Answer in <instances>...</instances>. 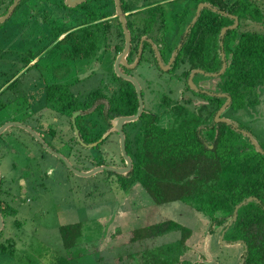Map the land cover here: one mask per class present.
<instances>
[{"label": "trees", "instance_id": "obj_1", "mask_svg": "<svg viewBox=\"0 0 264 264\" xmlns=\"http://www.w3.org/2000/svg\"><path fill=\"white\" fill-rule=\"evenodd\" d=\"M199 2L207 6L201 8L182 38L171 72L181 69L179 76H184L186 90L202 95L216 105L207 116L200 113L203 106L189 108L181 104L153 115L142 113L135 147L126 146L128 151L133 150L129 180L137 182L155 204L180 201L189 205L203 214L211 227H220L219 234L231 220L235 206L249 196L254 197L237 209V216L225 230L223 240L227 243L241 240L246 245L244 250L242 243L241 256H244L245 264H264V153L259 152L243 132L251 135L243 124L214 120V114L226 101V95L230 96L226 109L239 110L260 102L257 88L264 81V32L239 28L244 21L262 22L264 11L257 0H193V11L187 8L183 14L182 29L190 23ZM230 14L237 17L238 24L227 29L221 37V28L234 22ZM94 19L91 15V20ZM106 26H110L108 21ZM127 26L131 27L129 21ZM99 27L91 24L84 28L85 32L72 33L66 48L69 56L97 58L108 49L106 37L100 34ZM47 38L48 43L54 42V31ZM121 49L122 45H116L114 51L118 54ZM222 50L226 67L221 74L210 77L196 73L194 77L216 78L217 92L226 95L211 96L193 90L186 82L190 71L199 68L208 73L218 72L222 66ZM131 54L127 56L128 62ZM35 56L31 53L29 60ZM109 75L118 77L113 70ZM123 85L128 87L122 86L119 94L107 98L105 115L108 118L136 111L133 86L126 80ZM100 95L102 92L96 89L90 92L87 101L75 102L71 109L88 110L85 116L95 124L98 122L95 116L103 107ZM82 117L78 115L76 118L81 139L85 142L96 140L99 133L84 137L80 130ZM257 143L264 149L263 142ZM79 228V223L60 227L66 249L76 245ZM174 231L179 232L177 239L158 242L159 237ZM190 236V228L173 219H165L131 230L129 242H150L138 254L133 253L138 264H203L184 258ZM4 249V243L0 242V250ZM58 264L70 263L63 258Z\"/></svg>", "mask_w": 264, "mask_h": 264}, {"label": "rangeland", "instance_id": "obj_2", "mask_svg": "<svg viewBox=\"0 0 264 264\" xmlns=\"http://www.w3.org/2000/svg\"><path fill=\"white\" fill-rule=\"evenodd\" d=\"M29 1L21 0L12 16L0 23V85L6 80L4 75L6 71L7 76L11 75L12 71L9 66H12L11 64L20 66L22 60L30 59L31 53L36 54L35 60H39L42 65L44 62L59 61L54 51V42L48 43L42 40V32L35 20L31 22L23 20L25 15L22 14L25 12L26 5L33 3ZM126 1V4L135 6V3L141 5L148 0ZM173 1L169 11L171 17L174 16L173 9L183 10L186 6L192 11L194 9L193 0ZM257 1L264 11V0ZM48 11L52 12L48 14V20L53 21L54 10ZM148 13L142 12L133 19L142 23L143 15ZM170 15L167 16L166 29H164L167 40L173 36V23L176 21V17L171 19ZM155 21L150 37L157 43L156 35L159 30L157 32L158 23L157 20ZM112 22L115 23V21ZM109 25L107 37L109 47L98 54L99 57L66 60L69 67L66 77H69L68 81H74L73 90L78 94V100L84 93L98 86L105 74L114 71V60L117 53L114 51L113 43H121V35L113 23ZM17 29L20 31L19 35H16ZM239 30L264 32V18L262 22L244 21ZM180 34V31L178 34L174 32V43L178 41ZM47 44L48 46L44 48L43 45ZM35 74V72L29 73V76ZM132 74L142 89L144 108H147L150 103V107H153L162 90L169 92L170 88L173 90L171 97H178L184 89V76L182 75V79L179 80L176 76L181 74V69L166 73L159 63L157 66L155 63H147L143 60L133 69ZM79 75L86 78L81 80L83 83L77 84L75 79ZM19 76H21L19 82L25 81L24 77L27 74L20 73ZM216 81V78H204L201 79V84L204 88L211 90L215 88ZM19 89H22L21 85ZM153 89L157 90L153 91ZM257 91L260 99L258 105L239 110L227 108L222 111L221 116L234 124L237 122L243 124L249 128L255 141L264 143V81L258 85ZM186 92V96L192 98L194 102H203L202 99L190 95V91ZM8 93L10 91L5 90L1 97H5ZM16 101L20 102V99ZM18 106L19 103L11 105V107ZM211 109L212 106H207L204 114L208 115ZM8 110L0 111V118L4 113L7 115ZM54 128L58 140L65 142L71 138L72 132L69 130L68 117L54 113ZM114 138H111L112 143H105L98 150L87 149L71 141L72 146L69 150L71 159H69L74 166L83 168V170L92 168L98 157L104 158L105 163L120 165L118 159L120 147L119 144L114 145ZM54 148L62 155H67V149L56 142ZM123 179V173L107 170L83 177L68 169L59 158L54 156V191H45V194L39 198L37 205L39 208L34 214L35 220H30L27 213L26 215L22 213L23 218L20 216L19 224L15 227L12 224L6 226L1 232L0 242L4 243L5 249L0 250V264H58V261L63 258H66L70 264H138L137 256H133V253L138 254L141 249L150 245V242L130 243L131 230L165 219H173L191 229L185 259L203 264L240 263L243 253L242 245L237 242L235 244L222 243L219 238L220 227H211L209 220L203 214L180 201L155 204L137 182L129 186L127 184L130 181L126 183L127 181L124 182ZM124 183L126 186H123ZM39 209H42L41 213ZM72 223H79L80 233L76 238V245L66 249L59 229L63 225ZM8 236L10 237L6 241ZM178 236V231L170 232L159 237L158 242H169L177 239Z\"/></svg>", "mask_w": 264, "mask_h": 264}, {"label": "flooded vegetation", "instance_id": "obj_3", "mask_svg": "<svg viewBox=\"0 0 264 264\" xmlns=\"http://www.w3.org/2000/svg\"><path fill=\"white\" fill-rule=\"evenodd\" d=\"M5 1L6 0H0V7L4 5ZM31 1L33 3L28 6L26 5L25 12L22 14L25 15L23 16V20L26 22H31L33 19L35 20V23L39 26L42 32L43 38H41L44 42L48 41L47 37L49 36L50 32L54 31V51L59 57V61L44 62V65H42L39 60H22L20 66L15 64H11L12 66H9L12 71L11 75L7 76V71L4 73L6 80H4L0 85V111L8 110V108H10L11 105H14L15 103H19V106L11 107L8 110L9 112L7 115L2 112L4 114L2 118H0V128H2L0 131V217L2 221L0 234L6 226H10L12 224L15 227L17 224H19L20 216L23 218L22 213H25V215L27 213L30 220H35L34 214L39 208V206H37L39 198L45 194V191H54V156L59 158L54 154V151L59 153V151L54 148L55 142L59 146L67 149V155L64 154L63 157H65V159H67L74 168L80 171H86L91 168L83 170V168H77L72 164L70 161L71 157L69 155V150L72 146L71 141H74L73 143L82 145L87 149L98 150L105 143H112L111 138L115 137L113 139V143L115 146L116 144H119L120 147L119 133L116 129H114L112 121L114 118L122 115H117L112 118H108L105 115L108 110L107 98L110 95L112 96L113 94H119L122 86L128 87L127 85H123L124 80L126 79L120 76L117 78L109 74H105V76H103V79L100 80L98 86L94 87L92 90L94 91L99 89V91H101L103 94L99 97V101L103 103V107L102 110L95 116V119L98 118V122L95 124L90 121L89 116H85L88 110L71 109L75 102L84 103L87 101L88 96L92 91L90 90L89 92L84 93V95L80 97L81 100H78V94H76L73 90L75 85L73 83L74 81H68L69 77H66L69 72V67L67 65L68 62L66 60H70V58H72L69 56L68 51L66 50L68 41L71 38L70 35L74 32H85L84 28L90 27L91 24H97L100 26V34L106 37V41L108 43L107 37L108 30L110 29V27L106 26V21H108L109 24L113 23L115 28L119 29L121 35V43H113V48H115L116 45H122L123 49L124 35L118 16L116 15L114 0H84L81 2H76L72 6L67 5L65 0ZM173 2V0H148L146 3L141 5L135 3V6H130V4H126V0H124V2L120 0V5L126 18V24L128 21L131 24L129 31L131 42L129 53L132 52V56L131 61H127V63L132 64L137 59V62L132 68L125 67V69H121L123 65L120 64V69L122 72L133 76V69H135V67H137L138 64L143 60L147 63H155L158 66V54L162 64L165 66L168 65L166 69H163L162 67L161 69L166 73H173L171 72L172 64L178 49L181 47L182 38L186 35L189 29L188 28L186 30L188 25L181 29L183 14L188 7L186 6L185 9H180L178 11L173 9L174 16L176 17V21L173 23L174 32L175 34H178L180 31L181 34L176 43L173 42V37L175 36L174 32L170 39H166L167 35L164 33V29H166L167 16L170 15L169 11L170 8H172L171 3ZM10 4L7 5L9 6ZM8 6L6 7L5 11L7 10ZM48 10H54L53 21L48 20V14L52 13ZM5 11H3L0 16L4 14ZM145 11L146 13L149 11L150 12L147 15H143L142 23H139L133 19L138 14ZM91 15L95 17L94 20H91ZM173 17H171V19H173ZM155 20H157L158 23L156 27L157 32L159 30V33L156 35L157 43H155L152 37H150V31L154 27V22H156ZM112 21H115V23ZM51 22L52 25L50 26ZM174 52V58L171 62H169ZM175 71L176 70H174V72ZM33 72L36 74L34 76H29V73ZM20 73L27 74V76L24 77L25 81L19 82L21 76L18 77V74ZM176 76H178V80L182 79L179 75ZM194 76L193 83L196 85V89L192 88L193 90L197 91L198 93H206L211 96L219 95L217 92V81L215 83V88L210 90L202 86L201 79L203 78L195 79ZM85 78V76L83 77L79 75L75 79L77 81L75 83H83L81 80H84ZM186 82L188 83V77ZM183 83L184 89L180 92L178 97H171L173 90L169 88V92L162 90L158 94V99L154 103L153 107H150V103L148 104L149 106L147 108H144L143 102V110L141 114L145 113L153 115L163 110L165 111L170 109L176 104H181L186 107L190 106L189 108L203 106V108L200 110V113L203 116H207L204 114L207 106H212L213 109L216 105V102L209 103L208 100L202 95L194 94L190 91V95L203 100L201 103L194 102L192 98L186 96V91L189 90H186L185 88V79ZM20 85L22 88L21 90L19 89ZM132 86L137 99L138 108L137 93L133 84ZM15 89L20 91L17 92ZM5 90H9L10 93L6 94L5 97H1V94ZM155 90L157 89H153V91ZM142 94L143 93L141 89V95ZM18 99H20V102L16 101ZM149 101L151 102V98H149ZM74 112L78 113L76 114L75 121L73 123L72 115ZM54 113L59 116L68 117V126L69 130L72 132V135L71 138L65 142H62L60 139L58 140V137L55 136ZM78 115H83V124H81L80 130H82L83 134L85 135L84 137L89 138L92 135L95 136L99 133L100 136L96 140L85 142L81 139L79 129L76 124V118ZM140 115L137 119L124 122L122 124L125 150L131 160V168L133 150L132 152L128 151L126 146H130L132 148L135 147V142L140 129ZM75 128L77 129V133L81 141L78 139L77 134L75 133ZM59 159L63 162L61 158ZM103 159L104 158L98 157L96 159V164L92 166V168L98 165H113L116 167H124L126 165V161L121 153V150L120 153H118V159L121 163L120 165L105 163ZM130 170L123 173V180L124 182L127 181L126 183L130 181ZM134 183V181H130V183L127 185L130 186ZM34 208L35 210L32 211ZM39 211L41 213L42 209H39ZM10 236L6 237L5 240H8ZM237 241H231L229 243L235 244ZM240 244L242 245V243Z\"/></svg>", "mask_w": 264, "mask_h": 264}, {"label": "water", "instance_id": "obj_4", "mask_svg": "<svg viewBox=\"0 0 264 264\" xmlns=\"http://www.w3.org/2000/svg\"><path fill=\"white\" fill-rule=\"evenodd\" d=\"M81 1H84V0H65L66 4L70 5V6L74 5L76 2H81ZM19 2H20V0H12L11 4L8 6V8L5 11V13L0 16V23L4 22L5 20H7L9 17L12 16L14 9L16 8V6L18 5ZM114 3H115L116 15L118 16L119 22H120L121 27H122V32H123V35H124V47L115 57V60H114V72H115V74L117 76H120V77H122V78H124L126 80H129L134 85L136 93H137V97H138V108H137V110H136V112L134 114L118 116V117L114 118L113 121H112L114 129H116L117 132L119 133L120 150H121V153H122V155H123V157H124V159L126 161V165L124 167H116V166H113V165H98V166H95V167H93V168H91L89 170L80 171V170L74 168L69 163V161L67 159H65V157H63V155H61L60 153L54 151V154L57 155L59 158H61L69 169H71L76 174H78L80 176H84V177L93 175L96 172H99V171H102V170L114 171L116 173H125L128 170H130V168H131V160L128 157V155L126 153V150H125V141H124V134H123V131H122V124L124 122H129V121H133V120L137 119L138 116L141 114V112L143 110V99H142V95H141V88H140V85H139L137 79L134 76L130 75V74L122 72L121 69H120V64H122L125 67L132 68L135 65V63L137 62V59L132 64H128L127 63V55L129 53L130 43H131L130 42V32L128 31V28H127L126 18H125L124 12L122 11V8H121V5H120V0H114ZM205 6H207V4L204 3V2H199L197 4L196 9H195L194 17H193L192 21L188 24L186 30L196 20V18L198 17V15L200 13L201 8L205 7ZM213 9H215V8H213ZM230 16L233 17L234 22L231 25L223 26L221 28V31H220L221 37L224 35V33H225V31L227 29H232V28L236 27L237 24H238L237 17H235L234 15H231V14H230ZM220 45L222 47V41H220ZM174 54H175V52L172 54L169 62H171L173 60ZM157 58H158L159 65L163 69H166L168 67V65L165 66V65L162 64L158 54H157ZM221 58H222V66H221V68H220V70L218 72L208 73V72H204L202 69H194V70H192L190 72L189 76H188V84H189V86L191 88H193V89H196V85L193 83V76L197 72L204 73L206 76H218L219 74H221L224 71L225 67H226V62H225V59H224L223 50L221 51ZM219 95L225 96L226 94L225 93H219ZM226 97H227L226 101L220 106V108L217 110V112L214 115V120L215 121H224V122H228V123L230 122L227 118H224V117L221 116L222 111L225 109V107L227 106V104L230 101V96L226 95ZM77 113L78 112H74L73 115H72V122L73 123L75 121V116H76ZM1 130H2V128H0V131ZM243 132L246 133L249 136V139L255 145L257 150L259 152H261V153H264V149H262L259 146V144L252 138V136L245 130H243ZM75 133L77 134L78 139L81 141V139L78 136L76 128H75ZM253 198L254 197L249 196L244 201H241L240 203H238L235 206V208L233 210V215H232L231 220L228 222V225L221 231V233L219 235L220 241L222 243H226V241L223 240V235H224L225 230L228 228V226L236 218L237 209L242 204H244L246 201H250ZM1 226H2V221H1V217H0V228H1ZM237 242L243 243L241 240H238ZM243 245H244V250H246V245L244 243H243ZM240 264H244V256L241 257Z\"/></svg>", "mask_w": 264, "mask_h": 264}, {"label": "crops", "instance_id": "obj_5", "mask_svg": "<svg viewBox=\"0 0 264 264\" xmlns=\"http://www.w3.org/2000/svg\"><path fill=\"white\" fill-rule=\"evenodd\" d=\"M8 1H9V0H6V1L4 2V5H2V6L0 7V12H1L2 10H4L5 6H7V4H9ZM1 13H2V12H1ZM1 13H0V14H1ZM14 31H15V29H14ZM16 32H17L16 35H19L20 31H19L18 29H17ZM13 34H14V33H13ZM35 59H36V56H35L33 59H31V60H35Z\"/></svg>", "mask_w": 264, "mask_h": 264}]
</instances>
